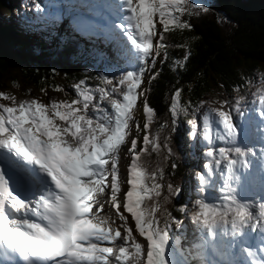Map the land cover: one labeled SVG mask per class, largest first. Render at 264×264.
I'll return each instance as SVG.
<instances>
[{
	"label": "snow or ice",
	"instance_id": "6c2138e0",
	"mask_svg": "<svg viewBox=\"0 0 264 264\" xmlns=\"http://www.w3.org/2000/svg\"><path fill=\"white\" fill-rule=\"evenodd\" d=\"M187 3L188 0H122L126 15L117 27L134 46L123 54L134 67L138 60V71H127L116 77L119 86L113 85V80L107 76L103 77L105 84L113 86L108 91L100 88L99 100L110 102L114 116L104 115L101 104L93 103L91 91H79L82 99L70 104L46 105L36 99L11 107L0 104V149L5 150L0 152V256L17 254L27 264H112L113 258L116 264H176L175 248L169 246L171 238L167 226H158L154 208L142 207L144 195L153 190L158 195L159 185L147 187L144 174L137 171L136 139L131 140L128 149L132 153L128 173L130 188L123 208L131 213L140 236L146 237V260L143 246L136 242L132 229L127 228V217L120 214L118 200L117 155L131 132L136 90L145 72L151 71L149 60L154 67L156 57L165 47L164 32L153 44L157 36L154 17L159 15L164 31L171 27L188 28L190 25L182 23L177 15L188 11ZM35 7L40 8V5ZM78 23L85 31L91 27L87 18ZM84 83L80 81L77 89ZM117 94L122 99L113 98ZM179 94L177 90L176 96ZM0 96L12 99L4 93ZM144 111L150 114L153 110L145 103ZM232 111L243 118L239 106ZM212 112L219 125L216 139L224 146L215 148L210 144L204 153L205 171L198 175L195 188L200 196L195 202L199 211L191 219L213 239L218 231L229 235L231 246L239 244L240 250L249 256L252 255L248 247L250 237L258 234L257 251L264 254V203H259V212H256L255 201L242 200L237 194V188L242 186L240 171L251 172L253 161L250 157H256L257 151L240 143L242 126L237 125L229 112L218 109ZM257 116L260 124L255 130L264 141V97L259 100ZM188 123L195 135L197 121L193 119ZM144 128L147 130L148 125ZM208 141H212L211 133ZM149 142L150 137L145 134L144 143ZM259 152L260 186L264 193V145ZM30 164L37 165L46 176L38 175L28 167ZM233 182L237 187H230ZM254 183V178L249 181V184ZM17 189L27 192L29 198H22ZM109 190L108 203L124 222L122 228L113 227L114 221L101 214L105 204L99 197ZM41 191L38 199H33ZM212 191L220 193L215 198L218 202H206ZM176 194L179 195V190ZM181 226L182 222H178L177 227ZM117 239L123 242L118 247L104 246ZM261 259L264 260V255Z\"/></svg>",
	"mask_w": 264,
	"mask_h": 264
},
{
	"label": "trees",
	"instance_id": "16d2710c",
	"mask_svg": "<svg viewBox=\"0 0 264 264\" xmlns=\"http://www.w3.org/2000/svg\"><path fill=\"white\" fill-rule=\"evenodd\" d=\"M9 3L0 0V81L23 82L44 92L61 90L59 78L69 82L101 79L97 73L100 66H94L99 52L92 35L86 34V44L75 31L54 42L46 25L23 30L17 26L18 19L3 15L1 9ZM187 9L181 22L190 27L160 31L165 45L161 60L151 68L149 84L142 88L143 104L153 111L139 118L133 115L139 125V135L133 138L137 140V171L144 174L147 187L159 185L158 195L155 190L144 195L142 207L155 209L158 226H167L175 248L178 244L171 224L185 215L181 211L185 208L183 191L195 170L190 161L196 153L185 152L190 141L182 134L183 124L194 119L214 88L232 95L258 82L264 64V0H193ZM11 11L10 7L8 13ZM86 65L92 69L83 71ZM145 134L150 137L148 144L144 143ZM176 250V264H185Z\"/></svg>",
	"mask_w": 264,
	"mask_h": 264
},
{
	"label": "rangeland",
	"instance_id": "374dc122",
	"mask_svg": "<svg viewBox=\"0 0 264 264\" xmlns=\"http://www.w3.org/2000/svg\"><path fill=\"white\" fill-rule=\"evenodd\" d=\"M9 7H4L1 9V13L11 20L18 19L19 24L18 27H21L23 30H30L39 24L46 25L48 29V35L54 36V42H58L60 36L63 34H67L75 31L78 34V37L82 39V42L86 44L87 40L85 38L86 34H92L96 39L92 40V42L96 45L100 53H98L97 61L94 63L95 69L100 66L98 70L99 81H83L85 82L80 86L79 90L77 89V85L80 84L78 82H69L64 78H59L58 81L62 85L61 90H47L44 92H40L23 82H19L18 84L11 83L8 79H3L0 81V93H4L5 96L12 97V99H5L4 96H0V104H4L6 106H14L18 105L22 101H31L33 99L38 100L41 103L46 105H50L51 103H71L73 100L82 99L79 97V91H91L94 96L93 103H100L101 107L105 109V116H114V112L111 110L110 102L105 100L100 102L99 100V89L104 88L106 91L110 90V88L117 84L116 77L119 75L126 73L127 71H138V60L136 61L137 66L129 64V57L125 56L123 53L127 48H134L131 45V41L127 39V35L121 29L117 27L120 23L124 22L122 17L126 15L124 12V8L121 6V0H119L118 8L117 2L113 0L116 4V8H112L108 6L103 0H91L88 1L89 4L86 3L85 0H9ZM191 0H188L187 8L190 4ZM39 4L40 8L35 7V5ZM19 5V9H14ZM11 7V12L8 13L9 8ZM82 18H87L91 22V27L85 31L79 25V21ZM182 19V14L180 15V20ZM37 21V24H34V21ZM154 26L157 36L153 40V44L155 45L158 42L159 32L162 29V23H160L159 15L157 14L154 17ZM18 24V23H17ZM102 30L103 33L99 36L98 32ZM86 40V41H85ZM134 56L137 55V52L134 51ZM161 58L156 57V65L159 66ZM151 64V60H149L148 67ZM261 71L263 72L262 78L259 79L258 82H254L250 87L245 89L243 92L234 93L232 95H228L223 89L214 88L213 92L208 95L199 110L197 111L194 119L197 121V128L195 131V135H193L192 126L188 124L186 121L183 124L182 134L186 135V139L190 141L189 147L185 149V152L188 154L190 151L194 150L197 154L194 159L190 161L195 164V170L190 175V180L186 188L183 191V205L185 206V215L183 218L179 220H175L171 224L172 232L178 237V242L180 246V253L184 258L186 264H208L207 257V249L208 247H213L214 249L218 246V241L221 240L224 243H228L226 236L218 234L215 239L208 236L203 230H201L191 219L192 215L199 211L198 206L196 205V201L200 199L197 191L195 190L196 185L198 184V175L202 173L204 170L203 165L207 162L204 153L207 151V148L213 146L215 148L224 146L216 139V129L219 127L217 123V118L213 109H218L220 111L229 112L232 115L233 120L237 123V125H241V135H240V143L245 147H254L256 151L262 145H264V141H260L259 133L256 132L257 126L260 124V120L258 116L255 114V121L251 120V116L253 113L258 111L259 108V100L261 97H264V64L260 65ZM92 68L89 65H86L82 68L83 71H89ZM151 71H146L144 76L142 77L141 84L137 88V100L134 106L133 115H136L137 118L140 115L144 114V104H143V95H140L142 92V88L147 84L149 80V75ZM115 74V75H113ZM107 76L109 79L113 80V85H107L103 82V77ZM82 81V80H81ZM113 98L122 99L118 94ZM237 101L239 104L237 105ZM253 101L256 103L254 104ZM177 104V102H175ZM178 105V104H177ZM239 106L244 112L243 118H239L235 115L234 111H232L235 107ZM254 107V108H253ZM91 112V106H90ZM258 119V120H257ZM251 120V122H250ZM251 123V125H249ZM131 132L128 137H126L125 144L120 146V150L117 155V163H118V178L120 180V192L118 193V200L121 203L120 214H123L127 217V228L132 229V234L136 239V242L140 243L144 248V258L146 260V246L147 240L146 237L140 236V234L134 228L133 217L131 213H128L126 209L123 208V199L124 192L128 190V172L126 170V165L129 163L130 153L128 148L130 147L131 140L134 137L139 135V129L137 128L136 123L134 122V117L132 121H130ZM251 129V130H250ZM253 131L256 135L253 134ZM211 133L212 141H208V135ZM252 138L255 137L253 140ZM194 144V145H193ZM253 161L254 169L257 167L254 162V157H250ZM253 169V170H254ZM260 169V165H259ZM258 169V170H259ZM246 172L245 170L240 171L241 176V188H237L238 197L242 200L248 201L249 198L251 200H255L256 204L257 200L261 199L260 194L258 193L259 187H253L251 190L254 192L249 197L250 193L247 189L249 184V179L243 175ZM252 172V170H251ZM250 172V173H251ZM260 172V170L258 171ZM249 173V174H250ZM110 179V177H109ZM219 180V177L215 178ZM230 187H237L233 182ZM211 191V190H210ZM110 190L106 193H102L99 199L105 204V212L101 214L110 218L111 221H114L113 227H121L124 224L123 221L119 219V214L117 210L110 206L108 201L110 200ZM220 193L218 191H212L211 196L206 202H218L216 201V197H218ZM182 222L181 227H177V223ZM201 230V231H200ZM196 235H199L198 237ZM221 235V236H220ZM196 239L201 240L196 242ZM220 240V241H221ZM190 241L194 248H190ZM123 242L119 239L108 243L104 246L109 247H118ZM130 243V242H129ZM197 243V244H196ZM189 245V246H188ZM227 249L226 247H224ZM196 255L199 256V260H195ZM201 256V258H200ZM203 257V258H202ZM213 260V259H212ZM217 260H213L214 264H223V258ZM207 261V262H206ZM112 264H116L114 258L112 260Z\"/></svg>",
	"mask_w": 264,
	"mask_h": 264
},
{
	"label": "bare ground",
	"instance_id": "6f19581e",
	"mask_svg": "<svg viewBox=\"0 0 264 264\" xmlns=\"http://www.w3.org/2000/svg\"><path fill=\"white\" fill-rule=\"evenodd\" d=\"M121 3H122V0H121ZM119 5H120V4H119ZM253 108H254V107H253ZM254 116H255V113H254V115H253L252 118H251V120H253V121H254ZM251 120H250V122H251ZM249 125H251V123H250ZM250 130H251V129H250ZM253 134L256 135L254 131H253ZM250 137L252 138V135H250ZM252 139H255V137H253ZM260 141H261V140H260ZM259 149H260V148H258V150H257V156L254 157V158H255V159H254V162L256 163L257 167L254 169V165H253L252 169H254V170H253V172H251L250 174H249V173L246 174V172L243 173L244 176L249 177V180H251V179H253V178H254V179L256 178L255 173H256L257 169L259 168V162L257 161L258 157L260 156ZM4 151H5V150H4ZM0 152H3V150H0ZM252 173H253V174H252ZM38 175H40V176H45L43 173H39V172H38ZM255 180H256V179H255ZM22 191H23L22 189L19 190V191L17 192V194L19 195L20 193H22ZM39 193H40V192H37L36 195H38ZM105 210H106V208H104L103 212H105ZM200 231H201V230H200ZM196 236L198 237L199 235H196ZM198 241H200V245H201V240L196 239V242H198ZM190 243H191V241H190ZM196 244H197V243H196ZM188 246H189V245H188ZM189 247H190V248H194V245H192V243H191ZM210 254H211V256H212V259L215 261L216 255H215V251L213 250L212 247H211V250H210ZM218 255H221V254L218 252ZM200 264H202V262H201Z\"/></svg>",
	"mask_w": 264,
	"mask_h": 264
}]
</instances>
